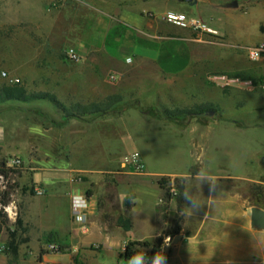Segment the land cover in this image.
Returning a JSON list of instances; mask_svg holds the SVG:
<instances>
[{"label":"rangeland","instance_id":"rangeland-1","mask_svg":"<svg viewBox=\"0 0 264 264\" xmlns=\"http://www.w3.org/2000/svg\"><path fill=\"white\" fill-rule=\"evenodd\" d=\"M152 1L137 30L124 17L130 0H0V158L23 169L5 208V229L18 217L17 240L27 239L12 255L18 264H129L127 242L158 239L165 264H264V230L249 225L250 207L264 209V54L248 58L239 8L220 14L226 39L157 13L201 19L199 0ZM221 75L251 85L209 78ZM92 103L97 117L81 116ZM132 115L148 124L118 122ZM126 132L137 144L123 145ZM145 172L186 174L171 177L184 186L178 234L162 176ZM88 192L82 233L70 203Z\"/></svg>","mask_w":264,"mask_h":264},{"label":"crops","instance_id":"crops-1","mask_svg":"<svg viewBox=\"0 0 264 264\" xmlns=\"http://www.w3.org/2000/svg\"><path fill=\"white\" fill-rule=\"evenodd\" d=\"M130 1H133L135 3L133 5L132 9H131V7H129L124 12L125 21L127 22V24H129L132 27L139 30L140 25L142 24V22L144 20V18H143L144 16L142 15L141 12H143L144 10L149 11L150 7L149 6L145 7V4L146 3L153 4V1L152 2H144V0H130ZM199 3L205 4L206 8H208L206 15L201 16V20L207 25V27L211 28L212 30H215L217 33L221 34L226 39L228 37L226 34L227 33L226 30L224 27L220 26V23H218L219 22L218 20L220 19V14L221 13L223 14L224 12L226 13L229 11H233V9L239 8L240 10L243 11L245 18L240 19V20L238 19L237 20L238 23H236L237 25H235V26H239L238 30H241L243 32V34L245 35L246 39L249 41L250 44L248 45V47L257 45L259 43H264V0H246V1H244V0H199ZM151 10H154V9H151ZM179 10H180L179 8H175V7L168 8V6H166L163 8V10H161V12H157V13H162V15H163L167 11L180 12ZM232 25H233V23H232ZM240 26H241V29H240ZM231 27H234V26H231ZM234 28H237V27H234ZM82 45H83V43L79 44V42H77L75 45V48H81ZM221 76H225V75H221ZM212 77H214V76H210L209 78L212 79ZM104 101H105V99L102 100L101 103L103 104ZM95 104H99V103H92V104H89L88 107H82V108L87 109L88 110L87 113H89V110H91V108H93V106H95ZM97 113H99V112H97ZM97 113L96 112L90 113V114H87V116H93L95 114V116L97 117ZM137 116H139V115L128 116L126 119H121L118 122L123 123L125 125H126V123L127 124L131 123V124L137 125V126H139V124H140L141 127L148 124L147 118L143 119V118L137 117ZM119 139L121 140L123 145H133V144L135 145V144H137V143H135L136 139L134 138V135L131 134V132H126V134L120 136ZM185 175H186L185 173L184 174L183 173H180V174H178V173L152 174L149 172H145L144 177L149 180V179H153V178L158 177V176H162V177L166 176V177L170 178V182H169V187H170L171 185L174 184L175 180H178L177 178L171 179V177L172 178L173 177H185ZM194 177H199V176L194 175ZM42 182L44 184H48L47 183L48 179L43 178ZM177 183H181L183 185L182 180H180V181L178 180ZM138 184L139 183H137L135 185H138ZM121 186L125 187V186H132V185H131V183H128V182H121V184H119V188ZM183 191H184V186H183ZM87 195H88V203L93 202V197L90 196V192H88ZM125 199H127V198H125ZM125 199H124V201H125ZM128 199H130V197ZM135 200H137L136 197H135ZM68 202H69V199H68ZM26 222L27 221L24 220L23 224L25 225ZM42 228L44 230L48 229L47 226L46 227L44 226ZM76 229H78L77 226H76ZM78 231H79V229H78ZM29 236H30V233H29ZM6 241H7V236L2 231L0 233V264H18L17 260L14 259L12 257V255L7 251ZM17 252H18V250H17Z\"/></svg>","mask_w":264,"mask_h":264},{"label":"trees","instance_id":"trees-1","mask_svg":"<svg viewBox=\"0 0 264 264\" xmlns=\"http://www.w3.org/2000/svg\"><path fill=\"white\" fill-rule=\"evenodd\" d=\"M97 106H93L91 110H89V113H87V109H79V114L81 116L99 112ZM188 115H192L193 113L187 111ZM68 116V115H66ZM75 116V115H71ZM6 158H0V233L6 228L8 217L7 213L5 211V208L9 205L11 202V197L14 194V192L19 188V184L17 182V179L21 177L23 173L22 166H14L9 167L7 165ZM170 178L168 177H161L158 179L157 184L159 188L163 191L165 200H175L176 203V212L174 215V224H175V230L174 234H178L180 232V223L182 222V212L184 208L183 204V185L181 183H177L178 180H175L176 182V189L177 193L170 192L171 188L169 187ZM31 193H34V191H30ZM88 194V193H87ZM130 199H125L124 206L125 210L130 209ZM22 222L17 217L15 219L14 229H5L7 232V241H6V249L11 255H16L18 246L20 243L26 242L27 239L19 241L17 240V232L18 230H21ZM123 226L125 228H129V225L127 223H123ZM142 248L150 249L149 253H145L142 251ZM59 249H63V247H59ZM160 253L165 257V259L162 261V264H165L168 259V253L163 249L162 247V239H158L156 243H149L145 241H129L125 244L122 252V258L124 261L129 262L133 257L136 255H142L144 257V264H152V260L154 256Z\"/></svg>","mask_w":264,"mask_h":264},{"label":"built area","instance_id":"built-area-1","mask_svg":"<svg viewBox=\"0 0 264 264\" xmlns=\"http://www.w3.org/2000/svg\"><path fill=\"white\" fill-rule=\"evenodd\" d=\"M162 19L167 22L168 24L185 28L191 31H201L206 33H215L211 28L207 27V25L199 18L195 16H189L182 12H173V11H167L162 15ZM247 56L250 60H257L261 55L264 54V43H259L257 45L248 47L246 49ZM67 56L72 59L76 60L77 55L73 51H68ZM4 75V74H3ZM214 80H219L225 85H231L232 83H243L239 81L237 78H228L225 76H214L212 77ZM243 84L251 85L250 82H245ZM261 86H264V81L261 82ZM140 159L135 162V165L139 168L140 167ZM7 165L9 167H14L19 165V161L17 159H8ZM37 194H41L40 190H36ZM82 197V199H81ZM74 199L77 200V202L82 205L80 207L75 206ZM88 199L86 196L81 195H73L71 197V203H70V211L73 223L77 226L80 232L85 233L87 231V224L86 219L88 215ZM60 246L49 244L47 246V249L49 251L51 250H58ZM37 264H43L42 261H39Z\"/></svg>","mask_w":264,"mask_h":264},{"label":"water","instance_id":"water-1","mask_svg":"<svg viewBox=\"0 0 264 264\" xmlns=\"http://www.w3.org/2000/svg\"><path fill=\"white\" fill-rule=\"evenodd\" d=\"M213 113L210 112L209 115ZM249 225L251 229L262 231L264 230V209L258 206L250 207V214H249ZM180 235H176L172 242L176 243L178 239H180Z\"/></svg>","mask_w":264,"mask_h":264},{"label":"clouds","instance_id":"clouds-1","mask_svg":"<svg viewBox=\"0 0 264 264\" xmlns=\"http://www.w3.org/2000/svg\"><path fill=\"white\" fill-rule=\"evenodd\" d=\"M82 199V197H81ZM74 204L77 207H80L82 205H80L77 200L74 199ZM165 259V257L163 255H161L160 253H157L153 260H152V264H162V261ZM129 264H144V257L142 255H136L135 257H133L130 261Z\"/></svg>","mask_w":264,"mask_h":264}]
</instances>
